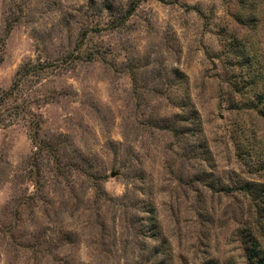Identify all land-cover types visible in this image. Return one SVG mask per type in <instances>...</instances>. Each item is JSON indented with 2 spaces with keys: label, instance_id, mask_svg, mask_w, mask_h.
Masks as SVG:
<instances>
[{
  "label": "rangeland",
  "instance_id": "1",
  "mask_svg": "<svg viewBox=\"0 0 264 264\" xmlns=\"http://www.w3.org/2000/svg\"><path fill=\"white\" fill-rule=\"evenodd\" d=\"M260 260L264 0H0V264Z\"/></svg>",
  "mask_w": 264,
  "mask_h": 264
},
{
  "label": "trees",
  "instance_id": "2",
  "mask_svg": "<svg viewBox=\"0 0 264 264\" xmlns=\"http://www.w3.org/2000/svg\"><path fill=\"white\" fill-rule=\"evenodd\" d=\"M255 258H256V254L255 253H252L249 259L254 260ZM258 264H264V261L260 260L258 262Z\"/></svg>",
  "mask_w": 264,
  "mask_h": 264
}]
</instances>
